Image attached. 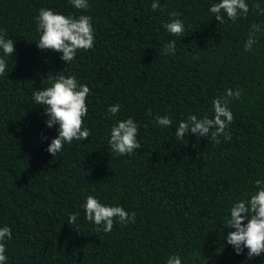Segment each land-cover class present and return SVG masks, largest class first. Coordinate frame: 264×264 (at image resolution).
Here are the masks:
<instances>
[{"label":"trees","instance_id":"1","mask_svg":"<svg viewBox=\"0 0 264 264\" xmlns=\"http://www.w3.org/2000/svg\"><path fill=\"white\" fill-rule=\"evenodd\" d=\"M153 2L88 0L80 10L69 0H0V30L16 49L0 77V227L13 233L7 264H167L173 255L182 264H264V256L249 260L247 249L237 254L226 243L235 231L226 227L231 205L250 199L255 181L264 180V35L244 51L251 25L264 24L252 6L264 0H246L248 16L233 22L224 14L223 24L209 12L219 0H160L157 11ZM41 8L91 16L94 48L69 64L40 50ZM173 11L185 25L179 37L163 27ZM172 40L175 55L161 54ZM60 73L90 87L83 127L91 135L53 157L47 148L59 126L47 127L33 93ZM228 88L242 89L229 104L231 139L215 143L189 131L177 140L179 122L189 113L214 116L212 102ZM116 104L120 112L108 113ZM165 115L170 127L155 124ZM129 117L141 147L111 154V128ZM88 195L135 212L136 221H117L105 233L85 219Z\"/></svg>","mask_w":264,"mask_h":264},{"label":"clouds","instance_id":"2","mask_svg":"<svg viewBox=\"0 0 264 264\" xmlns=\"http://www.w3.org/2000/svg\"><path fill=\"white\" fill-rule=\"evenodd\" d=\"M69 3L76 9L86 10L89 7L88 0H69ZM151 8L153 11L160 9V0H155ZM249 4L246 0H219L209 7V12L219 24L225 23V15L233 22L249 14ZM252 11L259 15H264V6L254 3ZM181 13L170 12L173 17L170 22L163 25L168 33L173 36H182L185 25L179 19ZM37 32L39 39L36 46L42 51H53L61 53V60L65 64L73 62L78 51H88L95 46V29L92 24V17L80 15L74 17L55 12L50 8H41L36 17ZM264 35V24L253 23L248 37L244 42V51L249 52L253 45L258 43L259 36ZM0 77L4 76L8 67L6 57L13 56L16 52L15 41L6 39V33L0 30ZM176 41L165 43L161 54L175 55ZM15 56V55H14ZM42 84L46 85L41 90H35L33 100L35 105L45 108L47 117L46 125L51 128L58 124V135L52 139L47 151L54 157L62 152L64 144H72L73 141L86 140L90 135V130L83 127L84 118L88 114L87 98L91 92L87 84L81 83L75 75H65L60 73L56 76L49 75L47 79H42ZM242 89L231 88L226 90L224 96L217 97L212 102L214 116L205 114L202 118L189 113L186 120L179 122L175 136L177 140L183 138L191 131L197 138L211 137L215 143H220L218 139L223 136L230 140L231 133L226 129L234 122V113L229 104L233 99H240ZM108 113L116 115L120 112V105L116 104L107 109ZM172 119L165 116H156L155 124L160 127H170ZM139 125L131 117L122 119L114 123L110 131L108 145L112 153L120 156L137 153L135 150L141 147V142L137 140ZM257 191L251 195L250 199L245 196L231 205L230 216L227 219V226L234 228L226 235V243L232 245L237 254H243L247 249L248 259L264 256V180L255 181ZM85 209V219L93 222L97 226H102L105 233L112 231L114 223L117 221L123 226L136 221V213L129 214L122 206H109L93 195H88L83 205ZM79 213L69 216L67 223L72 225L76 222ZM247 221V223H244ZM99 231V229H98ZM13 239L10 226L0 227V264H7L6 243ZM225 239V238H224ZM167 264H182L179 255L170 256Z\"/></svg>","mask_w":264,"mask_h":264}]
</instances>
